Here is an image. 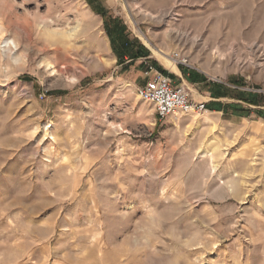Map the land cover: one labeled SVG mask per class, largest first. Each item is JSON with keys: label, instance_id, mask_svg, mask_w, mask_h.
<instances>
[{"label": "rangeland", "instance_id": "rangeland-1", "mask_svg": "<svg viewBox=\"0 0 264 264\" xmlns=\"http://www.w3.org/2000/svg\"><path fill=\"white\" fill-rule=\"evenodd\" d=\"M0 264H264V0H0Z\"/></svg>", "mask_w": 264, "mask_h": 264}, {"label": "built area", "instance_id": "built-area-1", "mask_svg": "<svg viewBox=\"0 0 264 264\" xmlns=\"http://www.w3.org/2000/svg\"><path fill=\"white\" fill-rule=\"evenodd\" d=\"M171 59L178 65H186L187 62L180 52H173ZM144 65L145 81L137 88L136 95L153 105L160 120L167 117L178 119L182 115L207 111V102L197 100L184 80L179 85L173 84L172 79L148 58L144 60Z\"/></svg>", "mask_w": 264, "mask_h": 264}, {"label": "crops", "instance_id": "crops-1", "mask_svg": "<svg viewBox=\"0 0 264 264\" xmlns=\"http://www.w3.org/2000/svg\"><path fill=\"white\" fill-rule=\"evenodd\" d=\"M174 68L172 67V69H174L175 71L174 72H171L172 73L171 79L174 80L173 82H177L179 80H182L181 79V73H178L176 71L175 65H174ZM203 92L205 94H207V96L201 95L202 97H205V98H208L209 97L208 99H211V100H209L210 102H208V104H207V107L210 108V110H212V111H219V112L222 113L225 110H229V108L231 107L230 105H227L229 103L228 102H225V99H223L222 97H220L221 95L219 96V95H216V94H211V93H208L207 91H203Z\"/></svg>", "mask_w": 264, "mask_h": 264}, {"label": "bare ground", "instance_id": "bare-ground-1", "mask_svg": "<svg viewBox=\"0 0 264 264\" xmlns=\"http://www.w3.org/2000/svg\"><path fill=\"white\" fill-rule=\"evenodd\" d=\"M4 43H5L4 47L7 48L8 50H11L12 48H16V43L13 40H9V41L5 40Z\"/></svg>", "mask_w": 264, "mask_h": 264}, {"label": "trees", "instance_id": "trees-1", "mask_svg": "<svg viewBox=\"0 0 264 264\" xmlns=\"http://www.w3.org/2000/svg\"><path fill=\"white\" fill-rule=\"evenodd\" d=\"M135 57H138V53H136V56ZM154 64H156L155 62H153ZM160 69V68H159ZM164 73H167V71H165L164 69H161Z\"/></svg>", "mask_w": 264, "mask_h": 264}]
</instances>
